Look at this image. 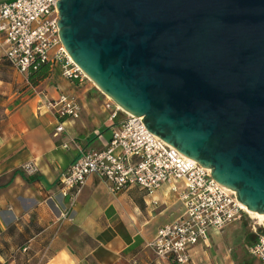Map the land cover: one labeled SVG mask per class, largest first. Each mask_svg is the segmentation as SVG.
Returning <instances> with one entry per match:
<instances>
[{
	"label": "water",
	"instance_id": "obj_1",
	"mask_svg": "<svg viewBox=\"0 0 264 264\" xmlns=\"http://www.w3.org/2000/svg\"><path fill=\"white\" fill-rule=\"evenodd\" d=\"M94 86L264 217V0H57Z\"/></svg>",
	"mask_w": 264,
	"mask_h": 264
},
{
	"label": "crops",
	"instance_id": "obj_2",
	"mask_svg": "<svg viewBox=\"0 0 264 264\" xmlns=\"http://www.w3.org/2000/svg\"><path fill=\"white\" fill-rule=\"evenodd\" d=\"M3 48L0 44V264H173L158 259L149 246L161 226L185 213L167 184L152 194L137 186L112 193L89 177L69 217L60 216L68 206L60 194L61 175L81 150L105 148L122 117L110 119L114 103L96 87L64 78L58 67L37 86L29 85L6 62ZM61 94L74 98L79 112L55 134L59 119L47 104ZM27 161L37 167L33 175L19 170ZM176 186L183 188L181 182ZM233 223L209 229L207 241L189 246V264H257L249 254L255 241L250 229Z\"/></svg>",
	"mask_w": 264,
	"mask_h": 264
},
{
	"label": "built area",
	"instance_id": "obj_3",
	"mask_svg": "<svg viewBox=\"0 0 264 264\" xmlns=\"http://www.w3.org/2000/svg\"><path fill=\"white\" fill-rule=\"evenodd\" d=\"M56 2L0 1V44L4 47V59L25 75L36 69L37 63L48 62L58 67L64 78L81 81L85 75L60 42ZM114 106L110 119L116 118L118 111L124 116L112 130L108 145L98 150H81L60 177V194L68 200L60 216L69 217L89 177L98 178L112 193L137 186L152 194L160 185L167 184L183 202L185 213L179 220L161 226L149 246L158 259L189 264V246L207 241L209 229L221 230L239 220L245 211L235 193L213 179L210 169L183 156L151 133L141 116L126 114ZM47 107L59 119L55 134L64 131L63 120L75 118L79 112L75 99L62 94ZM19 170L33 175L37 167L33 161H27ZM179 182L182 189L176 186ZM253 232L256 239L249 247V254L257 264H264V225L262 229L253 228Z\"/></svg>",
	"mask_w": 264,
	"mask_h": 264
},
{
	"label": "rangeland",
	"instance_id": "obj_4",
	"mask_svg": "<svg viewBox=\"0 0 264 264\" xmlns=\"http://www.w3.org/2000/svg\"><path fill=\"white\" fill-rule=\"evenodd\" d=\"M82 82L83 83H87L88 85H92V87L94 88L95 86H94V84L89 80V79H87L86 77H84L83 79H82ZM102 97H103V99L105 100L106 99V101H108V97L106 96V95H104V94H102ZM117 117L119 118H121V119H123V113L122 112H120V111H118V115H117ZM233 223V222H232ZM234 223H240V225H242L245 229L246 228H249L250 229V231H251V233L255 236V233L253 232V228L255 229V230H258V229H262V225H264L260 220H258V219H256V218H254L253 216H251L250 214H247L246 212H243V214H242V216H241V218L239 219V220H237V221H235ZM233 223V224H234ZM249 239L251 240V241H253L254 240V238H253V236H250L249 235ZM248 255V253L246 252H244V257H246Z\"/></svg>",
	"mask_w": 264,
	"mask_h": 264
},
{
	"label": "trees",
	"instance_id": "obj_5",
	"mask_svg": "<svg viewBox=\"0 0 264 264\" xmlns=\"http://www.w3.org/2000/svg\"><path fill=\"white\" fill-rule=\"evenodd\" d=\"M52 71H53V66L50 63L48 62L37 63L36 69H30L26 75L28 84L31 86H37L44 79L49 77ZM252 236L255 240V236L253 234Z\"/></svg>",
	"mask_w": 264,
	"mask_h": 264
},
{
	"label": "bare ground",
	"instance_id": "obj_6",
	"mask_svg": "<svg viewBox=\"0 0 264 264\" xmlns=\"http://www.w3.org/2000/svg\"><path fill=\"white\" fill-rule=\"evenodd\" d=\"M69 57H70V56H69ZM239 203H240V202H239ZM240 205H241L242 209H243L247 214H250L251 216H253L254 218L260 220V221L264 224V217H263L262 214L251 212V211L247 210L246 207H245L243 204L240 203Z\"/></svg>",
	"mask_w": 264,
	"mask_h": 264
}]
</instances>
